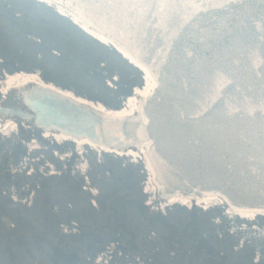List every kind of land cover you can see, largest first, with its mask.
Returning <instances> with one entry per match:
<instances>
[{
  "label": "water",
  "instance_id": "1",
  "mask_svg": "<svg viewBox=\"0 0 264 264\" xmlns=\"http://www.w3.org/2000/svg\"><path fill=\"white\" fill-rule=\"evenodd\" d=\"M49 1L150 83L121 113L36 80L17 82L0 91V126L132 149L160 199L217 198L230 212L264 214V0H132L143 6L107 12L86 0Z\"/></svg>",
  "mask_w": 264,
  "mask_h": 264
},
{
  "label": "rangeland",
  "instance_id": "2",
  "mask_svg": "<svg viewBox=\"0 0 264 264\" xmlns=\"http://www.w3.org/2000/svg\"><path fill=\"white\" fill-rule=\"evenodd\" d=\"M13 70L124 112L150 83L126 55L49 0H0V91ZM5 144L0 138V162ZM81 145L99 153L91 162L98 165L100 223L109 198L129 199L124 225L145 244L153 263L264 264L258 244L264 243V214L230 212L217 198L160 199L137 152Z\"/></svg>",
  "mask_w": 264,
  "mask_h": 264
},
{
  "label": "flooded vegetation",
  "instance_id": "3",
  "mask_svg": "<svg viewBox=\"0 0 264 264\" xmlns=\"http://www.w3.org/2000/svg\"><path fill=\"white\" fill-rule=\"evenodd\" d=\"M22 74L13 70L6 75L16 80L7 86L28 79L41 82L38 76ZM43 83L94 105L52 82ZM94 106L133 111L132 103L130 112ZM7 124L0 126L8 150L0 162V264H158L146 258L145 244L137 243L134 231L124 225L125 205L130 204L125 196L109 198L100 223L98 165L91 162L99 153L81 144L107 147L26 126L23 132L21 124L5 129ZM114 197L121 201L112 202ZM133 249L134 254L128 252Z\"/></svg>",
  "mask_w": 264,
  "mask_h": 264
},
{
  "label": "snow or ice",
  "instance_id": "4",
  "mask_svg": "<svg viewBox=\"0 0 264 264\" xmlns=\"http://www.w3.org/2000/svg\"><path fill=\"white\" fill-rule=\"evenodd\" d=\"M143 4H137L132 0H86L84 7L96 9L99 11H110L120 9H134L142 7ZM195 6V5H193ZM160 7H180V5L163 4Z\"/></svg>",
  "mask_w": 264,
  "mask_h": 264
},
{
  "label": "trees",
  "instance_id": "5",
  "mask_svg": "<svg viewBox=\"0 0 264 264\" xmlns=\"http://www.w3.org/2000/svg\"><path fill=\"white\" fill-rule=\"evenodd\" d=\"M15 81H16L15 79H10V80H7L6 83L9 84V83H13ZM12 124L13 123H8L7 126H5V129H10ZM257 241H259V239H257ZM262 242L259 241L258 244H259L260 248L264 251V243H262Z\"/></svg>",
  "mask_w": 264,
  "mask_h": 264
}]
</instances>
